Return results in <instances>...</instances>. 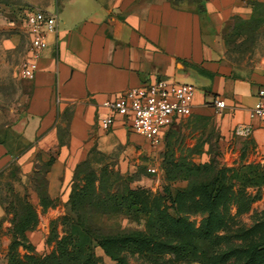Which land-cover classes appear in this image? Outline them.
Returning <instances> with one entry per match:
<instances>
[{"label": "crops", "instance_id": "crops-1", "mask_svg": "<svg viewBox=\"0 0 264 264\" xmlns=\"http://www.w3.org/2000/svg\"><path fill=\"white\" fill-rule=\"evenodd\" d=\"M18 1L26 8L24 17L29 8L57 16L56 35L49 36L35 76L25 79L30 86L25 118L7 128L0 142V176L16 165L22 177H30L49 162L44 174L48 204L41 203L34 184L18 194L37 217L26 231L33 248L28 234L37 226L40 212L48 213L50 229L65 215L78 163L93 154L118 152L119 167L126 168L147 153L149 143L129 128L125 118L116 116L107 131L99 125L108 112L102 102L128 88L158 78L191 83L196 86L193 116L212 121L220 140H229L235 154L240 148L247 150L240 143L245 139L254 155L264 154V122L249 116L257 90L264 86V69L239 72L222 44L235 18L249 16L254 0ZM2 25L11 32L3 40L5 49L17 41L15 28L24 34L25 57L29 34L24 18L19 27L11 22ZM216 99L225 102L220 112L214 107ZM186 117L166 129L162 142L171 128L178 134ZM249 162L264 161L258 157ZM3 216L8 224L1 223ZM11 217L0 204V234L10 235ZM5 240L8 252L11 235Z\"/></svg>", "mask_w": 264, "mask_h": 264}, {"label": "rangeland", "instance_id": "rangeland-1", "mask_svg": "<svg viewBox=\"0 0 264 264\" xmlns=\"http://www.w3.org/2000/svg\"><path fill=\"white\" fill-rule=\"evenodd\" d=\"M25 9L18 0H0V139L26 115L30 86L19 76L26 40L15 28L17 41L5 49L3 40L11 32L2 27L9 22L21 26ZM250 9L247 18H235L222 40L227 59L244 74L264 69V2L254 0ZM178 130L175 136L171 128L158 146L147 145V153L126 168L119 167L118 152L90 156L96 185L142 198L136 208L100 216L99 231L110 237L111 253L125 264H264V174L259 176L264 162L253 163L258 169L248 168L249 160L264 161V154L254 155L247 139L240 143L248 151L240 148L235 154L229 140H220L212 121L192 114L182 119ZM204 163H209L205 169H193ZM212 180L209 191L206 184ZM32 185L30 177H22L12 165L0 176V199L7 204L13 194ZM214 194L219 196L213 199ZM50 221L41 211L28 234L34 250L18 247L20 255L52 252L63 231L59 223L51 230ZM2 222L9 223L4 216ZM9 236L7 231L0 234V264H7ZM183 245L194 249L181 252ZM93 252L96 264H115L95 241Z\"/></svg>", "mask_w": 264, "mask_h": 264}, {"label": "trees", "instance_id": "trees-1", "mask_svg": "<svg viewBox=\"0 0 264 264\" xmlns=\"http://www.w3.org/2000/svg\"><path fill=\"white\" fill-rule=\"evenodd\" d=\"M0 142H2V138ZM89 158L76 165L69 198L65 203V215L51 224V228H54L59 223L62 226L63 235L56 241L54 249L49 254L37 255L33 251V253L19 254L17 250L19 246L24 249L34 250L28 242L26 231L33 228L36 224L35 211L33 206L18 194H13V198L7 204L0 199V204L3 205L5 211L12 213L10 219L11 240L7 252L8 264H96V257L93 252L94 241L115 261V264H125L118 256H114L108 248L107 242L110 241H108L110 237H103L100 234V216L123 212L126 208L127 210L136 208L137 202L141 201L142 198L130 191L128 193H118L109 189L104 190L102 183L96 185L97 177L93 168L89 165ZM47 165H49V162L45 163L44 168L38 169L30 176L32 183L39 192L43 205L48 204V201L44 198L46 185L44 174L47 170ZM208 165L209 163H204L193 166V169L197 171L203 170ZM248 166L250 169L259 168L258 164L253 163ZM80 173H83V175L80 176ZM263 174L264 169L259 174L260 179H262ZM214 181L212 180L210 184H206V188L209 191L214 186ZM218 196V194H214L211 197L215 199ZM92 213L96 214L91 215ZM113 241L115 243L116 239H113ZM189 249H194V247L183 245L180 251L186 252ZM251 257L252 254L249 255L248 259Z\"/></svg>", "mask_w": 264, "mask_h": 264}, {"label": "built area", "instance_id": "built-area-1", "mask_svg": "<svg viewBox=\"0 0 264 264\" xmlns=\"http://www.w3.org/2000/svg\"><path fill=\"white\" fill-rule=\"evenodd\" d=\"M24 22L29 34V43L19 67V76L30 80L35 76L38 59L42 50L47 47L49 36L57 33V16L38 8H29L25 13ZM195 92L196 86L191 83L163 78L128 88L120 96L102 102L108 112L100 118V128L109 130L115 117L121 116L126 119L129 128L143 136L150 146H158L167 128L176 120L191 114ZM214 107L220 112L225 107L224 100L216 99ZM249 116L264 122V86L257 90ZM148 170L155 171L154 168Z\"/></svg>", "mask_w": 264, "mask_h": 264}]
</instances>
